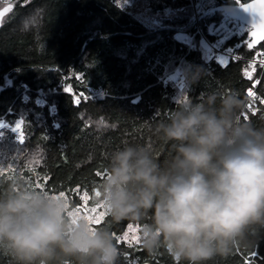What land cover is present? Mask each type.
<instances>
[{"label":"trees","instance_id":"trees-1","mask_svg":"<svg viewBox=\"0 0 264 264\" xmlns=\"http://www.w3.org/2000/svg\"><path fill=\"white\" fill-rule=\"evenodd\" d=\"M197 1L148 0L156 25H145L114 0H0L6 7L0 13V123L5 125L0 195L22 181L63 197L70 211L98 205L100 220L92 226L111 231L121 251L119 264L141 263L138 256L145 251L140 235L138 242L122 237L129 226L140 233L142 224L112 222L97 203L95 193L107 174L110 154L125 144H152L154 159L163 162L172 149L154 135L155 126L177 105L198 104L215 90L245 100L238 119L264 128V66L256 67V85L244 75L247 61L264 57V42L250 50L244 39H233L226 48H234L241 60H203L197 46L200 35L209 39L208 27L224 15L210 10L236 6L238 0H212L196 25ZM37 8L45 10L43 28L21 32L20 19ZM183 36H192L196 45L180 41ZM175 69L185 83L181 98L177 83L169 79ZM193 74L196 80L189 83ZM39 92L44 94L43 107L35 102ZM17 120L22 121V142L8 129ZM163 249L171 264H182ZM225 262L226 257H216L207 264ZM0 264L11 261L0 256Z\"/></svg>","mask_w":264,"mask_h":264},{"label":"clouds","instance_id":"clouds-1","mask_svg":"<svg viewBox=\"0 0 264 264\" xmlns=\"http://www.w3.org/2000/svg\"><path fill=\"white\" fill-rule=\"evenodd\" d=\"M44 11L22 17L19 30L39 32ZM245 104L215 90L177 105L153 129L172 149L163 162L152 144L110 154L97 203L112 222L142 224L145 252L164 247L174 261L207 264L254 246L264 230V128L238 119ZM0 256L11 264H119L121 251L110 230L76 217L64 198L16 181L0 195Z\"/></svg>","mask_w":264,"mask_h":264},{"label":"rangeland","instance_id":"rangeland-1","mask_svg":"<svg viewBox=\"0 0 264 264\" xmlns=\"http://www.w3.org/2000/svg\"><path fill=\"white\" fill-rule=\"evenodd\" d=\"M114 2L120 7L129 10L139 21H141L145 25H148L149 23H151L152 25H156V22L151 21L152 15L150 14L148 0H114ZM212 4H213L212 0H200V1H197L195 5H193V9L195 12L194 17H195L196 25L199 23L198 21L199 13L206 14L210 10L209 6H212ZM3 8H6V7L0 4V13H2L5 10V9L2 10ZM212 28L213 26L208 27V36ZM203 37L207 38V36H205L204 34H201L199 38V42L197 43V46L199 47L201 51L202 59L207 61L201 49V42L205 43L204 40L202 41ZM180 39H181L180 41L184 42L190 47L196 45L195 39L192 36H183ZM217 60L221 64H224L226 62V59L224 57H219L217 58ZM169 79L174 80L177 83L178 88H177L176 93H177L178 98H181L185 94V83L183 82V78H181V72L175 69L171 73ZM37 95L38 97L39 96L44 97V94H42V92H39ZM16 122H21L22 124L21 120H17L11 126H9L8 129H10L9 131L13 133L16 141L22 142V134L20 135V138H19L17 134L15 133V131L13 130V125ZM3 125H4L3 123H0V136H1V130L3 128ZM88 208H89L88 206H85L81 210L75 209L71 211L76 214V217L89 218V217L95 216L97 217L98 220H100V218H98L99 217L98 205L93 207V208H96V212H92V208H89V209ZM91 224H94V223H91ZM126 233L128 234V240H133L134 236L140 235L138 229L134 227H131V229L128 228L125 234ZM252 240L254 244L253 247L237 250L235 254L226 257V262L224 264H251V262H253V264H264V230H261L258 233H256L252 237ZM138 257L141 263L136 262L135 264H171L169 260V256L164 251L163 247L159 248L157 251L151 254L145 252V254L143 255L141 254ZM248 257H251L253 260L252 261L249 260Z\"/></svg>","mask_w":264,"mask_h":264},{"label":"built area","instance_id":"built-area-1","mask_svg":"<svg viewBox=\"0 0 264 264\" xmlns=\"http://www.w3.org/2000/svg\"><path fill=\"white\" fill-rule=\"evenodd\" d=\"M237 5L241 4L237 2ZM251 30V27L244 25L239 20L230 18L227 15H223L219 23L213 26L212 30L210 31V38H202V41L204 40L205 43L201 42V49L205 58L209 60L210 58L224 57L226 59L236 61L241 60V57L238 55L237 51H235L234 48H226V44L233 39H244V42L247 43L249 41L248 34L251 32ZM246 63L248 64L244 70L245 78L247 80L253 81L254 85H256L258 81L254 80L253 76L255 75L257 66H264V57L259 55L254 59L247 61ZM36 103L39 107H43L45 105L44 98L37 96ZM13 130L20 138V135L22 134L21 122H16L13 125Z\"/></svg>","mask_w":264,"mask_h":264},{"label":"snow or ice","instance_id":"snow-or-ice-1","mask_svg":"<svg viewBox=\"0 0 264 264\" xmlns=\"http://www.w3.org/2000/svg\"><path fill=\"white\" fill-rule=\"evenodd\" d=\"M239 2V0H238ZM242 9L247 13H252L255 15L256 20L253 22V30L251 31V41L248 45V47H254L258 42L264 41V0H250V2L243 4ZM2 15V14H0ZM249 96H252L253 93L249 92ZM95 195L98 197L99 193H95ZM92 212H96V208H92ZM104 213L101 212L100 216H103ZM90 223H99V220L97 217H89L87 218ZM131 229V226H129ZM125 241L128 240V234L126 233L124 237H122ZM133 240L139 241V236H134Z\"/></svg>","mask_w":264,"mask_h":264},{"label":"water","instance_id":"water-1","mask_svg":"<svg viewBox=\"0 0 264 264\" xmlns=\"http://www.w3.org/2000/svg\"><path fill=\"white\" fill-rule=\"evenodd\" d=\"M248 2H250V1H248ZM221 11H222V13L224 15H227L230 18L239 20L241 23H243L246 26L251 27L252 30H253L252 18H251V16L247 12H245L242 9V5H236V6H234V5L218 6V7H215V8H213V9L210 10V12H212V13H214V12H221ZM250 33L248 34L249 41L247 42V47H248V45H249V43L251 41V35H250ZM263 42L264 41L258 42L254 47H248V48L250 50L251 49H255L259 45L263 44Z\"/></svg>","mask_w":264,"mask_h":264}]
</instances>
